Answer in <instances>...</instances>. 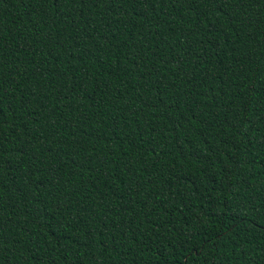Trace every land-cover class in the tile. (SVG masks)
<instances>
[{
  "label": "trees",
  "instance_id": "1",
  "mask_svg": "<svg viewBox=\"0 0 264 264\" xmlns=\"http://www.w3.org/2000/svg\"><path fill=\"white\" fill-rule=\"evenodd\" d=\"M0 264H264V0H0Z\"/></svg>",
  "mask_w": 264,
  "mask_h": 264
}]
</instances>
